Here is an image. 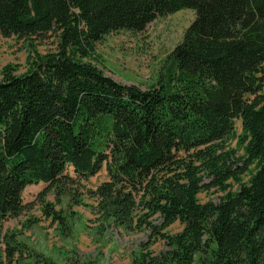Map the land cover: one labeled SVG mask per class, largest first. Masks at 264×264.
I'll return each instance as SVG.
<instances>
[{
  "label": "trees",
  "instance_id": "1",
  "mask_svg": "<svg viewBox=\"0 0 264 264\" xmlns=\"http://www.w3.org/2000/svg\"><path fill=\"white\" fill-rule=\"evenodd\" d=\"M183 8L195 19L155 83L105 73L97 43L107 34ZM49 33L55 51L24 73L0 71V264H97L76 247L49 255L5 223L31 205L26 186L62 195L68 165L89 178L104 163L108 179L88 190L94 214L149 232L133 264H264V0H0L3 37ZM235 119L243 155L227 144ZM212 187L225 194L200 201ZM44 215L68 231L52 203ZM176 221L182 229L167 232Z\"/></svg>",
  "mask_w": 264,
  "mask_h": 264
},
{
  "label": "rangeland",
  "instance_id": "2",
  "mask_svg": "<svg viewBox=\"0 0 264 264\" xmlns=\"http://www.w3.org/2000/svg\"><path fill=\"white\" fill-rule=\"evenodd\" d=\"M196 13L192 8H183L165 16H158L140 32L126 29L113 31L97 43V53L103 62L101 67L107 75L125 84H138L143 88L155 83L160 66L166 55L179 43L185 29L193 22ZM57 49V37L53 33L47 36L25 38L3 37L0 34V71L7 65H13L16 74L26 72L33 63L36 54H46ZM31 62V63H30ZM2 74L0 73V80ZM264 94V90L261 92ZM242 133L241 119H235L234 133L228 138L227 144L243 155L239 146V135ZM255 170L254 165L251 167ZM65 173L72 180L65 185V192L60 195L55 189L45 195V182L33 183L25 187L22 197L29 205L17 218L6 221V226L17 228L22 237L49 255L59 257L61 251L76 247L86 256H93L97 264H133L132 253L142 240H147L148 230L125 231L118 228L102 226L94 214L97 201L88 190L95 189L101 182L108 179L106 163L102 169L89 178L79 177L72 165H68ZM244 181L248 176L243 177ZM206 179L205 182H209ZM234 189L238 188L235 184ZM225 191L212 187L202 190L198 197L205 202L209 199L218 200ZM79 199L80 204L75 200ZM52 203L54 207L67 217L68 231L44 215V203ZM180 221L171 224L166 231L175 233L182 229ZM69 232V235H68ZM163 241L151 245L154 251L163 248Z\"/></svg>",
  "mask_w": 264,
  "mask_h": 264
}]
</instances>
